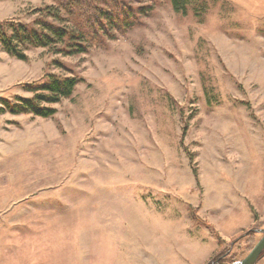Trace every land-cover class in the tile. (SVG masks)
Masks as SVG:
<instances>
[{"label":"rangeland","instance_id":"374dc122","mask_svg":"<svg viewBox=\"0 0 264 264\" xmlns=\"http://www.w3.org/2000/svg\"><path fill=\"white\" fill-rule=\"evenodd\" d=\"M94 5L110 18L90 28L57 0H0L8 33L86 31L83 51L0 43V262L235 264L264 227V0ZM52 76L77 78L38 102L53 114L10 111Z\"/></svg>","mask_w":264,"mask_h":264},{"label":"trees","instance_id":"16d2710c","mask_svg":"<svg viewBox=\"0 0 264 264\" xmlns=\"http://www.w3.org/2000/svg\"><path fill=\"white\" fill-rule=\"evenodd\" d=\"M96 0H57L60 6H63L67 9L72 15L79 14L82 19H85L89 23V27L93 28L96 24H99L100 18H110L106 16L108 11L102 10L100 7L94 5ZM112 1V0H111ZM189 0H171L172 6L177 11L186 10V5ZM117 14L115 18L120 19L123 16L122 20H126L132 16L131 11H125L118 7V2H115ZM77 7V8H75ZM59 8H56L55 11L51 10V14L56 18H59ZM122 15V16H121ZM46 32H41L35 28H28L24 24H20L15 28L10 29V33L3 31V25L0 26V43L7 52L12 56L25 59V54L23 53V45L26 43H31L35 45H49V41L65 43L69 46L73 44L78 45L77 50L83 51L85 47L79 45V43H73L72 38L84 39L86 31L82 28L74 29L73 27H68L66 24L64 26L55 25L54 23H49V21L43 22V27ZM91 30V29H90ZM77 36V37H76ZM69 40V43H67ZM66 40V41H65ZM77 83V78L75 76L60 77L52 76L51 79L44 81L38 86H32L31 90L34 93V96L31 97H19V101L11 104L9 109L11 112H33L35 115L49 116L54 113V108L45 107V105H39L38 102H57L61 97L70 96L74 89V86ZM40 91V92H39ZM3 107H0V112L3 111Z\"/></svg>","mask_w":264,"mask_h":264},{"label":"water","instance_id":"95a60500","mask_svg":"<svg viewBox=\"0 0 264 264\" xmlns=\"http://www.w3.org/2000/svg\"><path fill=\"white\" fill-rule=\"evenodd\" d=\"M261 235L251 249L235 264H256L264 256V227L257 229ZM208 264H219L218 260H211Z\"/></svg>","mask_w":264,"mask_h":264},{"label":"crops","instance_id":"0c3cea01","mask_svg":"<svg viewBox=\"0 0 264 264\" xmlns=\"http://www.w3.org/2000/svg\"><path fill=\"white\" fill-rule=\"evenodd\" d=\"M10 261V260H9ZM8 261V263L7 264H16L14 261H12V262H9ZM0 264H2L1 262H0ZM3 264H6V263H3Z\"/></svg>","mask_w":264,"mask_h":264},{"label":"flooded vegetation","instance_id":"af4514ba","mask_svg":"<svg viewBox=\"0 0 264 264\" xmlns=\"http://www.w3.org/2000/svg\"><path fill=\"white\" fill-rule=\"evenodd\" d=\"M208 264V263H207Z\"/></svg>","mask_w":264,"mask_h":264}]
</instances>
